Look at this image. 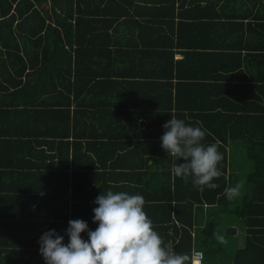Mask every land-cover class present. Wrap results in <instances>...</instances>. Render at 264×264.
<instances>
[{
  "label": "trees",
  "instance_id": "1",
  "mask_svg": "<svg viewBox=\"0 0 264 264\" xmlns=\"http://www.w3.org/2000/svg\"><path fill=\"white\" fill-rule=\"evenodd\" d=\"M120 1L0 0V264H46L41 236L65 235L75 219L96 230L94 201L109 190L141 195L153 229L186 264L196 250L206 264H223L217 233L231 224L246 236L230 264H264V0H241L262 2L260 20L245 25L232 16L229 26L237 38L248 33L244 58L260 68L253 78L236 71L238 51L220 60L225 77L205 61L176 64L177 52L207 54L216 4L235 0H150L145 13L139 5L127 13ZM125 24L129 34H120ZM133 30L135 41L124 46ZM153 30L163 40L145 51L139 39ZM127 51L133 69L123 73ZM146 55H155L157 69L143 63ZM172 114L206 130L205 146L218 143L217 188L201 192L192 177L172 175L173 158L161 147ZM239 141L252 162L246 179L233 157ZM137 151L147 158L127 156ZM140 170L146 182L133 185ZM240 181L241 194L228 200L225 189Z\"/></svg>",
  "mask_w": 264,
  "mask_h": 264
},
{
  "label": "clouds",
  "instance_id": "2",
  "mask_svg": "<svg viewBox=\"0 0 264 264\" xmlns=\"http://www.w3.org/2000/svg\"><path fill=\"white\" fill-rule=\"evenodd\" d=\"M163 127L166 131L161 137V147L173 158L172 175L192 177L194 187L201 192L205 187L217 188L213 180L221 175L217 165L223 160L218 143L205 146L202 141L206 130L187 126L174 114ZM243 187L244 181H240L226 188V198L238 197ZM94 203L98 205L93 209L96 230H90L84 220L75 219L68 222L67 244L65 235L55 229L41 236L38 243L46 264H186L187 256L176 253L172 243L165 244L153 229L152 221L143 210L141 195L109 190ZM84 232L88 234L87 241L81 237Z\"/></svg>",
  "mask_w": 264,
  "mask_h": 264
},
{
  "label": "crops",
  "instance_id": "3",
  "mask_svg": "<svg viewBox=\"0 0 264 264\" xmlns=\"http://www.w3.org/2000/svg\"><path fill=\"white\" fill-rule=\"evenodd\" d=\"M130 2H132V6H130ZM242 2L243 1H241V0H235L234 3L230 7H225V8H222V6H221L222 2H218L216 4V9H219L220 14H216V13L212 14L213 17H217L219 19L218 20L217 18H214V22L212 21L213 24H215L214 29L217 28V31H213L212 29H208L207 39L205 40L207 50H203V51H205L204 53H207V54H202L201 56L193 55L191 57H185V55L183 53L177 52L175 54V59L179 60L178 62H176L177 66L181 65L183 67H191L195 64H198V62L203 63L205 61L208 67L217 66V71L219 72V74L221 73L220 75H223L225 77V75L228 73V69L227 70L222 69V64H219L220 60L228 58L226 53L238 51L241 53L243 60H242V63L240 62V66L236 71L244 70L248 73V76L250 78L257 77L259 75V72H260L259 64H257V67H255V65L253 66L252 63L248 59L244 58V56L247 55V51L249 50L248 47L246 46L248 44L247 43L248 42V40H247L248 33L245 32L242 39H241V37L237 38L232 32L234 29H230L229 26H233L230 22V21H232V16L234 17V21H244L245 25L249 21H253V23H255L256 21L260 20V19H258V17H259L258 15H259V9L262 8V5H261L262 2H257V4H254L252 1L251 2L247 1L241 5ZM119 3H122V4L125 3L124 6L127 7L129 10L127 13H133L134 11H136V9H137L136 5H139L140 13L147 12L148 8L153 6V1H150V0H121ZM177 3H178V0H177ZM214 3H215V1H213V4ZM155 7H156V5H155ZM212 12H213V10H212ZM242 13H246L247 16L246 17L244 16L245 18H242L241 17ZM122 27H124V28H122ZM121 28L125 29L127 34H129V29H127L126 24L122 25L120 27V34L125 33V32H121ZM129 36L130 37H126L123 40H120V42L124 46H126V44H128V43H126L128 40L129 41L133 40V42L135 41V38L137 37L136 30H133ZM253 36H254V34L250 35L251 39L253 38ZM131 37H135V38L133 39ZM162 40L163 39H162L161 33L158 32L157 30L156 31L153 30L150 33L147 32L146 34H142L141 39H139V42H140L141 49H143L145 51H151L152 52L154 50H151V49H156V48H150V47L152 45H156L158 43H161ZM132 44L133 43H131L125 49L131 48ZM253 45L254 44H252V46ZM149 48H150V50H147ZM190 51H193V50H190ZM253 53H256V52H253ZM127 54H129V51L125 52V54H124V59H123L124 62H119V64H118V65H120L118 67L123 66V67L119 68L123 71V73L127 72V71H131V69H133L132 67L131 68L129 67L130 62L127 61V59H128ZM218 56H222V57L219 58ZM154 58L157 59L155 57V55L154 56L153 55H146V57L143 59V61H144L143 63H148V66H149V62H150V65L151 66L154 65V68L157 69L159 62H157ZM237 61H238V59H237ZM152 62H154V63H152ZM143 63L139 64L140 70H142L141 66ZM175 72H176V70L174 69V71H173L174 81L176 79L175 78L176 77ZM209 72L214 73L212 70H210ZM185 79H186L185 81H187L188 84L192 83L193 81L199 82L202 80L201 78H197V79L185 78ZM126 152H127V150L126 151L124 150L121 153L125 154ZM127 156L133 157L135 159L138 157L141 158L143 156V159L145 160L148 155L142 154V152L137 151V153L128 154ZM145 166L146 165H144V167ZM140 173L141 174L139 175V180H135L133 185H140L141 182H143V183L146 182L145 178H143L144 176L142 175L141 170H140ZM136 178L138 179V177H136ZM155 182L157 184L158 181L155 179V181L153 183H155ZM153 183H152V185H153ZM231 225L237 227L234 224H231ZM238 229L239 228L237 227V230ZM243 229H244V231L239 232L240 235H243V242L239 246H242L245 243L246 232H245V228H243ZM237 234H238V232L236 233V235ZM229 243L224 244V246H223V244L221 245V238H220L219 243H218V245H220L224 251L223 256L220 258V260L224 259V262L225 261H231L229 259L232 258V255H234V253L236 251L233 249V251L231 252L230 255H227V254L225 255V253H228V251H229ZM226 247H227V251H226ZM237 248L238 247H236V249ZM197 251L204 252L203 250L194 251L192 254V264H195L193 261V257H194V253ZM205 260H206V255L204 256L203 264H206ZM214 260H216V257H214ZM218 260H219V258L217 259V261Z\"/></svg>",
  "mask_w": 264,
  "mask_h": 264
},
{
  "label": "rangeland",
  "instance_id": "4",
  "mask_svg": "<svg viewBox=\"0 0 264 264\" xmlns=\"http://www.w3.org/2000/svg\"><path fill=\"white\" fill-rule=\"evenodd\" d=\"M124 28V27H122ZM121 28V32H126L125 29H122ZM243 145L241 143V141L237 142V146L236 148L233 150V157L235 158V160L238 161V159H240L239 161L241 162L240 163V166L242 165V168H239L238 171L239 172V176L242 177V179H246L247 175L249 174V172H251V168H252V162L251 160L247 159V156L244 154L245 153V150L242 148ZM246 159V160H245ZM250 164V165H249ZM232 166H231V170H232ZM239 179V177L237 178ZM239 229L237 230L238 234L237 235H229V234H226L225 230L220 227L219 229L220 232L218 231L217 234H221V245L223 244H227L229 243V251L228 253H225V255H230L231 252L234 250H236V247H239V245H241V243L243 242V235H240L239 232L241 231H244L243 227L241 226H238ZM224 242V243H223ZM226 251H227V247H226ZM221 262L223 264H230V261H225L222 259Z\"/></svg>",
  "mask_w": 264,
  "mask_h": 264
},
{
  "label": "built area",
  "instance_id": "5",
  "mask_svg": "<svg viewBox=\"0 0 264 264\" xmlns=\"http://www.w3.org/2000/svg\"><path fill=\"white\" fill-rule=\"evenodd\" d=\"M203 257H204V253L202 251L195 252L194 257H193L194 263L195 264H201Z\"/></svg>",
  "mask_w": 264,
  "mask_h": 264
},
{
  "label": "water",
  "instance_id": "6",
  "mask_svg": "<svg viewBox=\"0 0 264 264\" xmlns=\"http://www.w3.org/2000/svg\"><path fill=\"white\" fill-rule=\"evenodd\" d=\"M225 232H226V234H229V235H236L237 227L229 225L226 227Z\"/></svg>",
  "mask_w": 264,
  "mask_h": 264
}]
</instances>
